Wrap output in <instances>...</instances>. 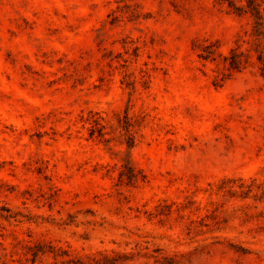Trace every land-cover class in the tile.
<instances>
[{
    "label": "rangeland",
    "instance_id": "374dc122",
    "mask_svg": "<svg viewBox=\"0 0 264 264\" xmlns=\"http://www.w3.org/2000/svg\"><path fill=\"white\" fill-rule=\"evenodd\" d=\"M227 1L0 0V264H264V19Z\"/></svg>",
    "mask_w": 264,
    "mask_h": 264
},
{
    "label": "trees",
    "instance_id": "16d2710c",
    "mask_svg": "<svg viewBox=\"0 0 264 264\" xmlns=\"http://www.w3.org/2000/svg\"><path fill=\"white\" fill-rule=\"evenodd\" d=\"M246 2V7H242V6H237L236 3H234L231 0L227 1L228 6L231 8V10H233L234 12L238 13V14H242L243 12H250L251 16L255 18V26L258 27V36H260L262 34L261 28L263 25V19H264V15L262 14V10H261V6L263 4L262 0H245ZM245 8V10L242 12V10ZM264 9V7H263ZM242 12V13H241ZM208 47H206L204 49L205 54L204 57H211V55H213L214 53V49L212 48L214 46V44H209L207 45ZM244 53L240 52L238 49L234 48L231 50L230 56H226L225 60H227L229 62V68L232 70H240L244 67V65L247 63V59H245L243 57ZM258 61L261 62L264 65V51H260L259 55H258ZM124 174V173H123ZM136 175H132L129 176L128 178L133 180L135 179ZM40 248L34 252L33 257H34V262L35 259L37 257V255H39V253H43L45 254L46 252L42 250V246H39ZM52 253L56 254V250L55 248L53 249ZM66 252L64 250H62V254H65ZM94 263L96 264H114L116 262L115 258H110L109 256H103V258H94L93 259Z\"/></svg>",
    "mask_w": 264,
    "mask_h": 264
}]
</instances>
